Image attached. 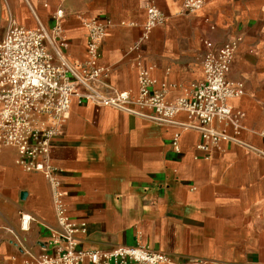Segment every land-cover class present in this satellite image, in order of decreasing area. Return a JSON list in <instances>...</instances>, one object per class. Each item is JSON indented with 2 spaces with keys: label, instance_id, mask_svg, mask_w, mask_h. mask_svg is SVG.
I'll return each instance as SVG.
<instances>
[{
  "label": "crops",
  "instance_id": "obj_1",
  "mask_svg": "<svg viewBox=\"0 0 264 264\" xmlns=\"http://www.w3.org/2000/svg\"><path fill=\"white\" fill-rule=\"evenodd\" d=\"M181 1L0 0V39L10 19L50 27L61 6L72 63L87 60V25L100 21L106 81L135 95L146 71L173 100L203 79L205 40L238 38L227 77L243 84L229 102L241 113L242 143L200 150L194 130L73 102L50 157L82 249L143 244L167 254L165 264H264V156L253 150L264 151V0H204L194 11H182ZM150 3L165 19L146 29ZM16 156L0 150V264L50 253L57 229L45 178ZM20 213L31 217L26 229Z\"/></svg>",
  "mask_w": 264,
  "mask_h": 264
},
{
  "label": "built area",
  "instance_id": "obj_2",
  "mask_svg": "<svg viewBox=\"0 0 264 264\" xmlns=\"http://www.w3.org/2000/svg\"><path fill=\"white\" fill-rule=\"evenodd\" d=\"M204 0H182V11H194ZM145 28L164 22L165 16L153 4L146 6ZM61 6L52 13L50 27L38 22L26 28L10 19L0 39V150L16 152V164L45 178L57 219L48 246L50 253L31 256L19 264H165L171 258L146 245H116L107 249H82L77 228L70 222L64 204L61 170L50 157L71 104L106 107L145 121L178 126L200 134V150L207 144L242 143L239 137L241 113L230 100L243 94V84L228 79L239 39L215 44L205 40L202 58L203 79L173 100L165 90L153 89L146 71L138 77L135 95L118 90L107 80V71L98 65L105 35V23L94 20L87 25V60L72 63L62 36ZM183 113L186 120H178ZM264 134V133H262ZM250 147V146H249ZM253 148V147H251ZM264 156V151L253 149ZM21 228L31 217L20 213Z\"/></svg>",
  "mask_w": 264,
  "mask_h": 264
}]
</instances>
